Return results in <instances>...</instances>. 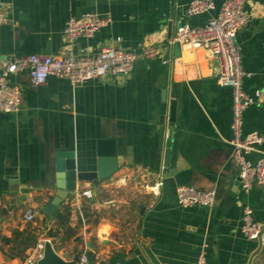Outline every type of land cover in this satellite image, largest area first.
Here are the masks:
<instances>
[{"label":"crops","instance_id":"crops-1","mask_svg":"<svg viewBox=\"0 0 264 264\" xmlns=\"http://www.w3.org/2000/svg\"><path fill=\"white\" fill-rule=\"evenodd\" d=\"M190 1L0 0V60L160 47L127 76L80 84L50 76L39 86L28 72L10 77L22 89V106L0 111V264H28L46 240L67 260L87 256L80 264H196L202 251L210 264H264V246L242 231L246 208L264 225V184L246 191L239 182L233 90L219 82V61L209 51L168 44L179 25L205 24L225 0L195 16L187 14ZM246 10L249 22L236 40L253 74L244 84L254 102L244 111L243 136L264 135V0H247ZM89 11L108 15L110 24L69 44L68 19ZM101 139L115 140L118 170L98 184L79 181L47 213L58 190V153L73 152L78 172L96 171ZM262 152L264 141L247 157L256 161ZM180 185L215 190L214 206L180 205ZM29 208L36 211L30 222Z\"/></svg>","mask_w":264,"mask_h":264},{"label":"built area","instance_id":"built-area-1","mask_svg":"<svg viewBox=\"0 0 264 264\" xmlns=\"http://www.w3.org/2000/svg\"><path fill=\"white\" fill-rule=\"evenodd\" d=\"M246 2L247 0H225L218 13L211 16L205 24L179 25L168 44L180 45L190 51L205 49L219 61V82L230 86L233 90L232 144L240 167L239 182L242 188L248 191L255 183L264 184V152L256 161L247 157L264 141V135L252 133L243 136L244 111L254 102V98L246 91L244 84L245 79L252 77L253 74L244 69L240 46L236 40L238 32L249 22L250 15L246 10ZM215 8L213 0H191L186 11L189 16H195L210 13ZM5 21V16L0 15V24ZM110 22L111 18L108 15L95 11L71 16L66 23L65 38L69 44L80 38H91ZM159 53V46L149 45L141 50L108 46L92 56L78 55L69 51L64 56L32 53L2 59L0 60V111L16 113L22 106V89L11 83L12 75L28 72L33 86L45 83L50 76L65 77L72 84H80L108 74L127 76L132 72L136 60L153 58ZM161 184V181L157 182L156 188ZM215 199V190H200L192 185L177 187L178 203L185 207L193 205L213 207ZM24 217L28 222L33 221L36 211L29 208ZM242 231L248 239L257 240L264 246V225L253 218L250 208L245 209ZM43 247L44 244H40L41 250ZM42 256L43 252L39 253L37 258H30L28 264H35ZM87 260V256H84L81 262ZM196 264H210L204 251L199 254Z\"/></svg>","mask_w":264,"mask_h":264},{"label":"water","instance_id":"water-1","mask_svg":"<svg viewBox=\"0 0 264 264\" xmlns=\"http://www.w3.org/2000/svg\"><path fill=\"white\" fill-rule=\"evenodd\" d=\"M166 101V100H165ZM176 101H171L170 106V126H174L176 117ZM167 102L164 103L162 112L165 113ZM164 122V119L162 118ZM171 132V129H170ZM98 168L92 172H78L75 155L73 152L58 153V181L55 197L52 202L45 207V211L54 215L59 205L66 199L70 193L77 189L79 181L92 180L95 184L102 179L108 178L118 170V159L116 142L113 139H101L98 142ZM11 172H15L14 169ZM81 258L75 256L72 260H67L61 256L54 248L51 240H46L44 244L43 256L35 264H80Z\"/></svg>","mask_w":264,"mask_h":264},{"label":"trees","instance_id":"trees-1","mask_svg":"<svg viewBox=\"0 0 264 264\" xmlns=\"http://www.w3.org/2000/svg\"><path fill=\"white\" fill-rule=\"evenodd\" d=\"M48 213V212H47Z\"/></svg>","mask_w":264,"mask_h":264}]
</instances>
